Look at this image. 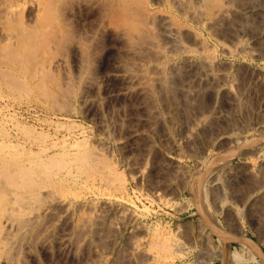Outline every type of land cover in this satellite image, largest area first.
Segmentation results:
<instances>
[{"label":"rangeland","instance_id":"1","mask_svg":"<svg viewBox=\"0 0 264 264\" xmlns=\"http://www.w3.org/2000/svg\"><path fill=\"white\" fill-rule=\"evenodd\" d=\"M38 1L0 5V104L20 124L0 156L83 155L92 188L41 216L28 236L39 251L21 264H223L225 246L264 264V15L240 13L264 0ZM122 71L135 78L125 92ZM70 130L76 157L60 147ZM159 232L179 246L154 252Z\"/></svg>","mask_w":264,"mask_h":264},{"label":"bare ground","instance_id":"2","mask_svg":"<svg viewBox=\"0 0 264 264\" xmlns=\"http://www.w3.org/2000/svg\"><path fill=\"white\" fill-rule=\"evenodd\" d=\"M173 1L175 3L180 4V5H184V4L186 5V4H189V1H193V0H173ZM195 1H196V3H198L200 5H202V4L204 5L208 0H195ZM227 1H229V0H227ZM40 2L41 1H38V0H9V1L3 0V3L0 2V5L2 4V8L4 7L6 9V10L3 9V11H5V13H6V11H8V12L10 11L9 14H12L15 11H18L20 13L21 9L24 10L23 8H25L26 4L39 5ZM194 9H195L194 11H198L195 7H194ZM230 10H231V8L229 5H224V6H221L219 8L218 14L220 16H225L230 12ZM8 12H7V14H8ZM240 13H241V16L243 15L246 18L249 15L250 16H252L253 14L258 15L259 13H261V14L263 13L262 15H264V3L254 2L253 4L245 5L240 9ZM245 22H244V24H245ZM261 29H262V31H260V30H259L260 32L257 31L259 34L256 32L259 35V37L260 36L262 37L264 35L263 28H261ZM9 32L7 31L6 33H9ZM11 33L13 34V32H11ZM11 33H9V34H11ZM257 34L254 36L257 37ZM2 35H4L3 32H2ZM2 37L5 38L6 35H4ZM8 37H6V38L8 39ZM13 38H14V34H13ZM13 38L11 35L12 40H13ZM11 39L9 40L10 42H11ZM257 39H259V38H257ZM199 40L200 39H198V42H201ZM12 42H15V40ZM248 45H247V43L245 45L242 44V46L244 48H246L245 46H248ZM118 75L121 76L126 83V86L123 89V91L125 92V90H127L130 87L131 83L135 82V78L131 73H129L127 71L119 72ZM0 96L2 99L3 97H6L7 95L6 96L0 95ZM12 98H13V96H12ZM7 99H10V98H7ZM1 106H0V135H2L3 137H8L9 140H11V138L13 137V134L10 133L9 129L6 128V126L9 124H11V126L13 124V127H14V125H15V127H16V125H20V124L15 123V121H17L16 117H17V113H18L17 111L18 110L16 107H15L16 109L13 108L15 105H14V103H11V102L4 104V106H2V107ZM33 120H35V119H33ZM44 121H46V120L44 119ZM48 121H50V120H48ZM23 123H24V121H23ZM24 124L22 125L23 128L21 131H23V129H25ZM40 124H41V122H40ZM26 125H27L26 128H29L28 124H26ZM69 126H71V125H69ZM8 127L10 128V126H8ZM32 127H30L32 132L29 129H26V130L27 131L29 130L32 134L34 133L35 135L38 136V134L33 132ZM34 127L36 129V126H34ZM47 127H49V126H47ZM13 130H14V128H13ZM16 131H18V130H16ZM29 131H28V134L30 133ZM24 132H26V131L24 130ZM14 133L16 135L18 132L17 133L14 132ZM67 133H68V135L66 134V136L63 137L64 138L63 143L62 144L60 143L61 146L58 144H57V146H58V148H59V146L62 147L61 149L63 150V152L65 154H70V156L71 155L73 156V154H72L73 150L78 151V148L83 146L82 145L83 143L81 141L79 142V140H77L78 137H77V134L74 132V130L73 131L70 130ZM77 133H79V132H77ZM43 135H44V132H43ZM47 135L48 134L44 135V137ZM46 138L48 140V137H46ZM84 138H86V135L84 136ZM27 139H29V137ZM58 139H56V142ZM52 140H54V139L52 138ZM23 141H25V140H23ZM43 141H45V139H43ZM37 142H38V140H37ZM48 142H50V141H48ZM1 143L2 142L0 141V144ZM14 143H16V142H14ZM53 143H55V142H53ZM32 144L33 143L31 142V140H29V141H26L25 143L21 144V146L23 145V147L25 149L28 146H31ZM40 144H42V143H40ZM40 144L38 146H40ZM11 145H12V143H11ZM18 145H20V143ZM47 145L48 144H46V147H47ZM16 146H17V144H16ZM38 146H37V148H38ZM42 146H43L42 148H44V145H42ZM50 146H51V144H50ZM53 146H54V148L56 147L55 145H53ZM13 149H14V147H13ZM21 149H22V147H21ZM45 149L48 150V148H45ZM45 149H43V151H41V152H38V151H40V149H38L37 153H34L32 156L29 157V159H26V161H22L20 158H18V156L14 157L13 155H12V157H14V159L12 157H10L13 159V161H7L8 160L7 155L2 154V156H0V264H21L23 261V257L25 259L27 258V259L33 260L36 257L39 249L38 248L34 249V246L32 245V243L30 241L31 239H30V237L28 238V236H29L30 232L33 235H36L35 232H33L32 228L37 223H38L37 227H39V220H40L41 216L43 217V215L52 214L54 206L60 207L61 209H63V212L67 213L69 211V206L74 204V202L72 200H70L71 199L70 196L81 197L83 194H85L86 192H88L92 188V186L89 184L90 182L89 183L87 182L88 181V180H86L87 178L82 179V176H83L82 173H85L82 171L86 170L85 169L86 168V162L79 161V159L81 157H83V155L80 158H78V161H76L77 159L73 160L70 158H69L70 159L69 161H63V160L62 161L61 160L60 161H56V160L55 161H45L46 158L48 157L47 151ZM6 150H7V148H6ZM62 150H61V153H62ZM4 152H5V150H4ZM58 152L59 151L57 150L56 154ZM64 153H63V155H64ZM80 153H82V152L80 151ZM16 154H17V152H16ZM51 154L49 155V158H50ZM53 154H52V157H53ZM74 154H75V152H74ZM77 155H78V153H77ZM58 156L61 157L60 154ZM55 158H57V157H55ZM64 160H66V159L64 158ZM78 171H81V172H78ZM85 174H84V176H85ZM90 180L92 181L91 178H90ZM118 184H119L118 185L119 188L123 189L125 182H120ZM83 201L84 202H90L89 199H83ZM93 204H94V206H96L95 202H93ZM37 227L35 226L34 230ZM159 230H160V228H159ZM167 235L169 236V234L165 235L164 232H159V233L153 235L152 238L150 235L151 240L149 242V244H150L149 248L154 249V252H156V253L161 252V251H163V253H164V252H166L167 249L169 250V248L171 246H173V244L174 245L176 244V246L178 247L179 246V245H177L178 243L177 242L174 243V241H171L170 239H168ZM169 237L171 238V236H169ZM36 238L38 240L42 241V243H41L42 247H45L49 243L48 239H46V237H44L42 235L41 231L37 234ZM171 239H173V238H171ZM61 241H62V244L68 245L70 242V239H69L67 234H63L61 237ZM173 247H175V246H173ZM173 249L174 248H172V250ZM225 249H226V252H225L226 254H225V256L222 254L223 257L221 258L223 264H242L240 261L241 260L240 256L238 254L236 255L235 259H233L231 257L229 250H228L229 248L227 246H225ZM172 250L170 249L168 252H171ZM40 251H42V250L40 249ZM163 253L161 252L160 255L161 254L163 255Z\"/></svg>","mask_w":264,"mask_h":264}]
</instances>
